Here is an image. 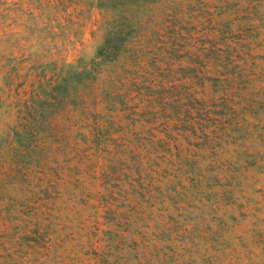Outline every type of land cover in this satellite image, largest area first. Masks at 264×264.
<instances>
[{"label":"trees","instance_id":"16d2710c","mask_svg":"<svg viewBox=\"0 0 264 264\" xmlns=\"http://www.w3.org/2000/svg\"><path fill=\"white\" fill-rule=\"evenodd\" d=\"M108 1L91 62L2 91L0 264H189L190 209L235 196L219 147L257 101L232 24Z\"/></svg>","mask_w":264,"mask_h":264},{"label":"rangeland","instance_id":"374dc122","mask_svg":"<svg viewBox=\"0 0 264 264\" xmlns=\"http://www.w3.org/2000/svg\"><path fill=\"white\" fill-rule=\"evenodd\" d=\"M194 1L210 13H201L203 20L230 22L240 37L235 42L249 63L245 74L254 78L257 105L244 115L245 125L232 128L236 140L219 147L221 159L240 169L235 196L217 189L190 209L188 263L264 264V0ZM98 3L0 0V96L14 69L31 78H52L91 62L102 42L98 30L104 13ZM11 121L2 120L0 134ZM215 192L221 194L220 204H214Z\"/></svg>","mask_w":264,"mask_h":264}]
</instances>
